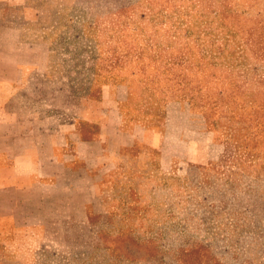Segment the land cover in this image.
<instances>
[{
  "label": "rangeland",
  "instance_id": "obj_1",
  "mask_svg": "<svg viewBox=\"0 0 264 264\" xmlns=\"http://www.w3.org/2000/svg\"><path fill=\"white\" fill-rule=\"evenodd\" d=\"M13 44L47 130L134 138L1 218L0 264H264V0H0Z\"/></svg>",
  "mask_w": 264,
  "mask_h": 264
},
{
  "label": "crops",
  "instance_id": "obj_2",
  "mask_svg": "<svg viewBox=\"0 0 264 264\" xmlns=\"http://www.w3.org/2000/svg\"><path fill=\"white\" fill-rule=\"evenodd\" d=\"M8 49L6 62H0V219L15 223L27 206L39 203L42 197L50 199L52 196L43 193H50L63 182L71 191L79 171L91 180L93 167L102 170L114 163L108 156L110 142L112 149H120L129 146L134 136L131 131L109 130L112 110L103 103L101 107L105 109H100L98 115L89 118L84 111L85 119L99 126L93 139H82L76 120L68 127L59 125L47 130L38 109L29 110L25 104L28 96L22 89L30 83L25 70L34 68L35 63L36 70L45 68L44 56L34 63L29 60L28 46L13 44ZM19 51L25 54L21 57L17 55ZM108 91L117 92L122 98L126 86H114ZM114 99L110 97V105L115 104ZM71 192L76 196V192Z\"/></svg>",
  "mask_w": 264,
  "mask_h": 264
}]
</instances>
